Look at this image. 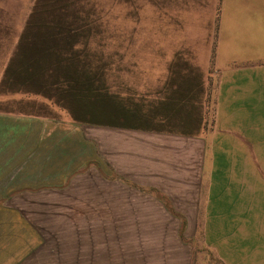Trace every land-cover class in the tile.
<instances>
[{"label": "rangeland", "instance_id": "1", "mask_svg": "<svg viewBox=\"0 0 264 264\" xmlns=\"http://www.w3.org/2000/svg\"><path fill=\"white\" fill-rule=\"evenodd\" d=\"M14 46L0 264H264V0H0Z\"/></svg>", "mask_w": 264, "mask_h": 264}, {"label": "crops", "instance_id": "2", "mask_svg": "<svg viewBox=\"0 0 264 264\" xmlns=\"http://www.w3.org/2000/svg\"><path fill=\"white\" fill-rule=\"evenodd\" d=\"M209 1L213 2V3H218V2L224 3L225 2V0H209ZM174 17H175V15H174ZM250 67L251 68H246V67H243V69L242 68H238V69L237 68H232V69L228 68V69L222 70L223 75L224 76L226 75L225 76L226 79L223 83H225V85H226V84H232V82H233L234 84L237 83V85H235L233 87L228 86L227 88L222 87L221 88V95L225 91L232 92V91H237L238 89H241L242 92H246L249 89L250 85L252 86V91L255 90V84L259 83L262 70H261L260 65H256V66L253 65ZM221 106H222L221 107L222 109L230 108L228 105L227 106L221 105ZM242 107H243L244 111L248 112L249 114H254V112L252 110V109H254V106L245 107V106H242V104H241V109H242ZM240 112H242V111H240ZM243 252H244L243 243L242 242L236 243V250H235V252L231 253L232 257L230 258V259H235V261L231 260V263L232 264H244V253ZM226 256H228L227 251L224 252L223 254L220 253L221 259L226 260ZM256 259H257V257H256ZM226 261H227V263H229V259H227ZM255 264H260V261L255 263Z\"/></svg>", "mask_w": 264, "mask_h": 264}, {"label": "trees", "instance_id": "3", "mask_svg": "<svg viewBox=\"0 0 264 264\" xmlns=\"http://www.w3.org/2000/svg\"><path fill=\"white\" fill-rule=\"evenodd\" d=\"M20 40H21V38H20ZM20 40H19L18 44H20ZM16 46H14L11 49V51H9V53H7V59H6L7 61H6V64H4L2 76L0 79V91H7V92L20 91V92H28V93L34 92V93H40L42 95H45V94H43L45 92V89L40 88L39 91L35 89V86L38 87L41 84L40 78L37 77V79H36L32 75H26V76L23 75L24 78L20 77V79H19V78H17V75L15 77V75L7 72L9 69H11L10 64L12 62L14 54L19 50V48L15 49ZM20 75H22V74H20ZM41 87H43L42 84H41Z\"/></svg>", "mask_w": 264, "mask_h": 264}]
</instances>
